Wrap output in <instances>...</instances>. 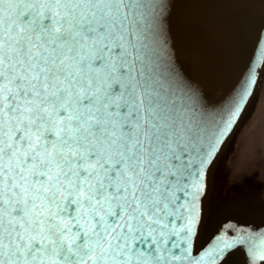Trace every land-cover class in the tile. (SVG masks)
Returning <instances> with one entry per match:
<instances>
[{
    "label": "snow or ice",
    "instance_id": "1",
    "mask_svg": "<svg viewBox=\"0 0 264 264\" xmlns=\"http://www.w3.org/2000/svg\"><path fill=\"white\" fill-rule=\"evenodd\" d=\"M158 21L148 0H0V264L180 258L246 89L198 107L149 54Z\"/></svg>",
    "mask_w": 264,
    "mask_h": 264
},
{
    "label": "water",
    "instance_id": "2",
    "mask_svg": "<svg viewBox=\"0 0 264 264\" xmlns=\"http://www.w3.org/2000/svg\"><path fill=\"white\" fill-rule=\"evenodd\" d=\"M148 10L159 18L149 54L195 90L198 107L219 110L246 89L201 169L191 232L176 222L171 264H264V181L230 166L264 85V0H148Z\"/></svg>",
    "mask_w": 264,
    "mask_h": 264
},
{
    "label": "rangeland",
    "instance_id": "3",
    "mask_svg": "<svg viewBox=\"0 0 264 264\" xmlns=\"http://www.w3.org/2000/svg\"><path fill=\"white\" fill-rule=\"evenodd\" d=\"M230 166L233 175L255 170L264 181V85L257 108L239 138Z\"/></svg>",
    "mask_w": 264,
    "mask_h": 264
}]
</instances>
